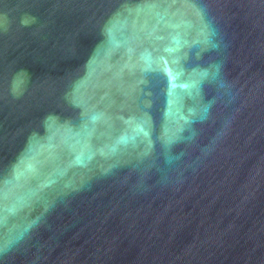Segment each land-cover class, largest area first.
Wrapping results in <instances>:
<instances>
[{"label":"water","instance_id":"water-1","mask_svg":"<svg viewBox=\"0 0 264 264\" xmlns=\"http://www.w3.org/2000/svg\"><path fill=\"white\" fill-rule=\"evenodd\" d=\"M0 264H264V0H0Z\"/></svg>","mask_w":264,"mask_h":264}]
</instances>
